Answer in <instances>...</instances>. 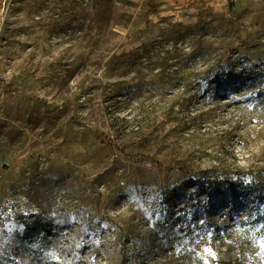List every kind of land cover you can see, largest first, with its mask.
Wrapping results in <instances>:
<instances>
[{
  "label": "rangeland",
  "instance_id": "obj_1",
  "mask_svg": "<svg viewBox=\"0 0 264 264\" xmlns=\"http://www.w3.org/2000/svg\"><path fill=\"white\" fill-rule=\"evenodd\" d=\"M0 264H264V0H15Z\"/></svg>",
  "mask_w": 264,
  "mask_h": 264
},
{
  "label": "trees",
  "instance_id": "obj_2",
  "mask_svg": "<svg viewBox=\"0 0 264 264\" xmlns=\"http://www.w3.org/2000/svg\"><path fill=\"white\" fill-rule=\"evenodd\" d=\"M104 143L108 144L112 149L124 154L128 159L131 161L138 163V164H143V165H150L153 166L157 169L159 172H165L167 171V168L159 161L148 157V156H138V155H133V154H126L123 149L115 146L112 142L108 140H103ZM203 180L209 183V186H207V190L209 187H213L216 185V176L213 173L207 172L203 173ZM250 185L256 186L255 182H250Z\"/></svg>",
  "mask_w": 264,
  "mask_h": 264
},
{
  "label": "built area",
  "instance_id": "obj_3",
  "mask_svg": "<svg viewBox=\"0 0 264 264\" xmlns=\"http://www.w3.org/2000/svg\"><path fill=\"white\" fill-rule=\"evenodd\" d=\"M15 0H0V39Z\"/></svg>",
  "mask_w": 264,
  "mask_h": 264
}]
</instances>
